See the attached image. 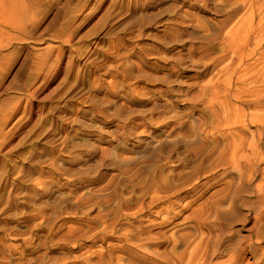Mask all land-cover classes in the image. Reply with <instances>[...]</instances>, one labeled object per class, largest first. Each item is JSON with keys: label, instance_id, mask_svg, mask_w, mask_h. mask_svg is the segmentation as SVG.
<instances>
[{"label": "rangeland", "instance_id": "obj_1", "mask_svg": "<svg viewBox=\"0 0 264 264\" xmlns=\"http://www.w3.org/2000/svg\"><path fill=\"white\" fill-rule=\"evenodd\" d=\"M263 70L264 0H0V264H264Z\"/></svg>", "mask_w": 264, "mask_h": 264}, {"label": "bare ground", "instance_id": "obj_2", "mask_svg": "<svg viewBox=\"0 0 264 264\" xmlns=\"http://www.w3.org/2000/svg\"><path fill=\"white\" fill-rule=\"evenodd\" d=\"M245 32H247V31H245ZM245 32H244V33H245ZM263 71H264V70H263ZM260 76H261V75H260ZM262 76H264V75H262ZM256 88H257V87H256ZM259 88H260V87H259ZM263 88H264V87H263ZM263 88H261V89L264 90ZM254 89H255V87H254ZM249 90H250V89H249ZM252 90H253V89H252ZM246 91H247V90H246ZM257 91H258V90H256V92H257ZM260 91H261V90H260ZM253 93H254V92H252L251 94H253ZM255 95H258V93H257V94L255 93ZM263 96H264V93H259V98H260V97H263ZM254 97H255V96H254ZM259 98H258V99H259ZM263 100H264V99H263ZM263 100H261V101H263ZM258 101H259V100H258ZM255 102H256V101H255ZM257 103H259V102H257ZM257 103H256V104H257ZM260 104H261V103H260ZM261 116H263V115H261ZM261 116H259V119H260ZM263 117H264V116H263ZM261 118H262V117H261ZM252 119H253V118H252ZM256 119H257V118H256ZM259 119H257V121H258ZM240 120H241V119H236L235 121L238 123ZM260 120H261V119H260ZM262 120H264V118H263ZM253 121H254V120H253ZM251 122H252V120H251ZM256 126H257V125H256ZM260 127H261V126H260ZM263 128H264V127H263ZM261 132H262V130H261ZM260 134H261V133H260ZM228 137H229V136H228ZM215 138H216V137H215ZM220 138H221V137H220ZM208 141H209V140H208ZM226 141H227V140H226ZM252 144H253V143H252ZM231 145H233V144L231 143ZM241 145H243V144H241ZM254 145L256 146V141H255ZM233 146H234V145H233ZM243 146H244V145H243ZM243 146H242V147H243ZM252 146H253V145H252ZM231 147H232V146H231ZM250 147H251V146H250ZM256 147H257V146H256ZM233 148H234V147H233ZM237 148H238V147H237ZM225 149H226V148H225ZM227 149H228V148H227ZM231 149H232V148H231ZM239 150H241V147L239 148ZM224 151H225V150H224ZM230 151H231V150H230ZM159 152H160V151H159ZM165 152H166V151H165ZM232 152H233V151H232ZM237 153H239V152H237ZM243 153H244V152H243ZM233 154H234V153H233ZM241 154H242V153H241ZM226 155H227V154H226ZM238 155H240V154H238ZM161 156H162V155H161ZM230 156H232V155H230ZM234 156H235V155H234ZM160 158H161V157H160ZM241 158H242V157H241ZM242 159H243V158H242ZM157 160H158V159H157ZM236 161H237V160H236ZM218 162H219V161H218ZM211 163H212V162H211ZM254 169H255V168H254ZM155 174H156V173H155ZM165 178H166V177H165ZM153 179H154V178H153ZM165 180H166V179H165ZM168 180H169V179H168ZM166 181H167V180H166ZM168 182H169V181H168ZM168 182H167V183H168ZM166 185H167V184H166ZM167 186H168V185H167ZM166 188H167V187H166ZM140 191H141V190H140ZM142 191H143V190H142ZM141 194H142V193H141ZM123 200H124V199H123ZM138 201H139V200H138ZM141 201H142V200H141ZM122 202H123V201H122ZM120 204H121V203H120ZM152 204H153V203H151V204H149V205L151 206ZM149 205H148V206H149ZM140 209L143 210V208H140ZM140 209H138V210H139L140 212H142V210H140ZM139 211H138V213H139ZM115 213H116V212H115ZM136 214H137V211H136ZM216 228H217V227H216ZM129 232H130V231H129ZM140 237H141V236H140ZM190 237H191V236H190ZM131 240H132V239H131ZM169 241H170V240H169ZM199 246H200V245H199ZM199 246H198V247H199ZM198 247H196V248H198ZM201 247H202V245H201ZM198 249H200V248H198ZM170 250H171V249H170ZM170 250H169V251H170ZM175 252H176V251H175L174 249L171 250V251L169 252V254L166 255V257H168V258H172V259H173V258L175 257V254H174ZM165 254H166V253H165ZM179 255H180V256H178L177 259H176V260H177V263H176V264H183V261H184V260H183V258H184V254L181 253V254H179ZM196 255H197V254H196ZM203 255H204V254H203ZM205 255H206V254H205ZM205 255H204V257H205ZM161 257H163V256H160V258H161ZM166 257L163 259V261H165V259H167ZM205 259H206V258H205ZM182 260H183V261H182ZM203 260H204V258H203ZM166 261H167V264H168V260H166ZM166 261H165V262H166ZM204 261H205V260H204ZM185 262H187V261H185ZM190 262H191V263H189V264H202V263H200L199 261H197V262H196V261L193 262L192 260H190ZM186 264H187V263H186Z\"/></svg>", "mask_w": 264, "mask_h": 264}]
</instances>
